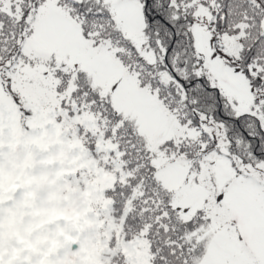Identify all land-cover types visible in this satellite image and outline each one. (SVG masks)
Returning <instances> with one entry per match:
<instances>
[{
    "label": "snow or ice",
    "instance_id": "snow-or-ice-1",
    "mask_svg": "<svg viewBox=\"0 0 264 264\" xmlns=\"http://www.w3.org/2000/svg\"><path fill=\"white\" fill-rule=\"evenodd\" d=\"M49 129L124 264H264V0H0V138Z\"/></svg>",
    "mask_w": 264,
    "mask_h": 264
},
{
    "label": "rangeland",
    "instance_id": "rangeland-1",
    "mask_svg": "<svg viewBox=\"0 0 264 264\" xmlns=\"http://www.w3.org/2000/svg\"><path fill=\"white\" fill-rule=\"evenodd\" d=\"M77 143L58 140L53 129L24 138L5 131L0 138L5 264H112L115 251L129 260L137 255L136 243L117 233L123 217L102 203L101 158L74 150Z\"/></svg>",
    "mask_w": 264,
    "mask_h": 264
},
{
    "label": "trees",
    "instance_id": "trees-1",
    "mask_svg": "<svg viewBox=\"0 0 264 264\" xmlns=\"http://www.w3.org/2000/svg\"><path fill=\"white\" fill-rule=\"evenodd\" d=\"M114 212H118V210L114 209ZM113 228H115V226ZM126 228H127V225L125 224L124 218H122L121 221L117 220L116 229L118 230L117 232L118 235L122 236L123 238L126 237V235H128V233L126 232ZM122 258H123L122 254L119 251H115L111 255L110 261L112 264H124V261Z\"/></svg>",
    "mask_w": 264,
    "mask_h": 264
}]
</instances>
